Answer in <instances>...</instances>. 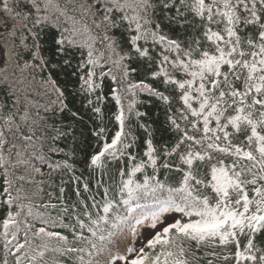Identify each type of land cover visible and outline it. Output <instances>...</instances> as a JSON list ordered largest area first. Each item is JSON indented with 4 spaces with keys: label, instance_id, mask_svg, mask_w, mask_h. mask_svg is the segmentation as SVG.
Instances as JSON below:
<instances>
[{
    "label": "snow or ice",
    "instance_id": "snow-or-ice-1",
    "mask_svg": "<svg viewBox=\"0 0 264 264\" xmlns=\"http://www.w3.org/2000/svg\"><path fill=\"white\" fill-rule=\"evenodd\" d=\"M0 96V264H264V0H0Z\"/></svg>",
    "mask_w": 264,
    "mask_h": 264
},
{
    "label": "trees",
    "instance_id": "trees-1",
    "mask_svg": "<svg viewBox=\"0 0 264 264\" xmlns=\"http://www.w3.org/2000/svg\"><path fill=\"white\" fill-rule=\"evenodd\" d=\"M50 55H51L52 60L55 61V55L51 54V53H50ZM70 72H71V69H68L67 71H63L61 69H57L56 70V77H55L57 79L58 83L62 87H64L66 92H68V93H72L74 88L78 87V85L76 84L75 77L71 76L69 74ZM105 91H107V89H105ZM0 99H4V97L0 96ZM70 99L74 100V109H80L82 115L85 118V120L89 121V117H91L93 114L83 108V106H82V104H83L82 98L79 97V96H70ZM112 108H113V105L111 103L107 104L105 106L106 114ZM141 110L149 112V115L147 117H145V121L147 123H152V121L156 120V119L163 120V116L162 115L157 117L156 110L154 108L153 109L142 108ZM89 123H90V121H89ZM75 134H76V137H77L75 147H76V151L78 153V157H77V169H78L77 175H79L80 174V170L84 169L83 158L86 157V155L90 154L91 149H90L89 145L92 143V141H91V138L89 136L88 131L85 130V129H82L79 124L75 125ZM61 143L63 144L64 142H61ZM84 176L85 177L88 176V173H87L86 170L84 171ZM96 178H97V174H94L93 178H92V185H93L92 190H93V192L96 191V189H95V180H96ZM141 179H142V177H141ZM105 180H107V177H105ZM69 194L72 195L71 191L69 192ZM72 198L75 199L74 196H72ZM0 212H2V209H0ZM2 257H3V251H2V246H0V259H2Z\"/></svg>",
    "mask_w": 264,
    "mask_h": 264
}]
</instances>
